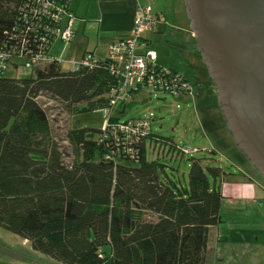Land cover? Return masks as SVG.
I'll list each match as a JSON object with an SVG mask.
<instances>
[{"label":"trees","instance_id":"1","mask_svg":"<svg viewBox=\"0 0 264 264\" xmlns=\"http://www.w3.org/2000/svg\"><path fill=\"white\" fill-rule=\"evenodd\" d=\"M48 27L38 0H0V228L62 264H207L210 229L223 223V169L192 157L188 180L172 178L147 159L148 147L163 158L190 153L152 131L127 155L113 133L71 130V164L56 142H39L51 126L41 96L73 114L111 112L120 85L109 58L69 72L53 60L34 67V77L7 78L10 65L50 57Z\"/></svg>","mask_w":264,"mask_h":264},{"label":"rangeland","instance_id":"2","mask_svg":"<svg viewBox=\"0 0 264 264\" xmlns=\"http://www.w3.org/2000/svg\"><path fill=\"white\" fill-rule=\"evenodd\" d=\"M96 1L74 0V7L81 3V13H77L75 20V37L66 46L61 41L52 46L51 53L62 54L66 61L62 64L64 72L71 71V63L81 62L87 53L94 52L97 59L106 58L108 46L124 37L129 30L132 12L135 11L134 0ZM186 2L142 0L141 3L150 5L155 13L166 17V24H156L162 27L160 33L148 32L143 38L148 47L158 53V64L186 74L193 92V87L203 86L200 81L210 76L203 62L193 58V54L199 52L195 38L191 36L193 32ZM5 76L23 79L34 77L35 73L25 66L17 70L10 65ZM39 102L47 109L51 122L49 135L39 142H56L69 164L76 160L69 141L70 131L85 127L102 129L107 119L105 110L73 114L64 103L49 95L41 96ZM109 110L111 116L122 122L149 120L153 134L169 138L179 147L199 150L181 157L175 155L171 159L170 156L159 157V146L155 150L148 147L147 159L160 160L168 166L167 173L172 178L183 182L188 180L192 157L201 159L205 167L223 169L226 174L223 183L218 180L223 184L225 194L221 214L223 223L210 231L207 264H264V177L235 146L228 129H218V135L212 139L205 136L197 106L192 98L185 95L175 97L140 90ZM210 125L213 129L212 121ZM0 264L62 263L33 250L30 242L0 228Z\"/></svg>","mask_w":264,"mask_h":264},{"label":"water","instance_id":"3","mask_svg":"<svg viewBox=\"0 0 264 264\" xmlns=\"http://www.w3.org/2000/svg\"><path fill=\"white\" fill-rule=\"evenodd\" d=\"M227 128L264 177V0H187Z\"/></svg>","mask_w":264,"mask_h":264},{"label":"built area","instance_id":"4","mask_svg":"<svg viewBox=\"0 0 264 264\" xmlns=\"http://www.w3.org/2000/svg\"><path fill=\"white\" fill-rule=\"evenodd\" d=\"M43 13L54 24V28H47L56 41H61L65 46L70 44L75 37L74 13L70 4H61L57 0H38ZM61 4V5H60ZM163 20V14L155 13L149 5L136 0L135 21L132 30L122 39L108 46V57L112 62L111 70L120 80L119 89L112 94L113 108L120 101L131 98L133 93L147 90L150 93H165L173 96L190 95L192 86L184 72L160 67L157 64V52L148 47L143 36L154 31L156 24ZM54 45V44H53ZM62 55V54H61ZM57 60L60 64L66 62L54 57L37 55L29 60L25 67L33 69L41 64ZM95 58L92 53H87L81 62H72V70L78 71L83 66H91ZM122 82V85H121ZM180 109V106H178ZM106 121L103 126L104 136L113 133L114 142L121 154L134 155V145L151 131L149 120H134L128 123L110 122L111 112H105ZM198 149L185 148V153H196ZM224 190V189H223Z\"/></svg>","mask_w":264,"mask_h":264},{"label":"crops","instance_id":"5","mask_svg":"<svg viewBox=\"0 0 264 264\" xmlns=\"http://www.w3.org/2000/svg\"><path fill=\"white\" fill-rule=\"evenodd\" d=\"M91 1L95 2V0H91ZM140 1L142 2V0H140ZM73 2H74V0H72L70 7H71V9L73 10V12L75 13V15L77 17V13H81V3H78V5L76 7H74ZM78 2H80V1H78ZM96 2H99V0H97ZM134 2L136 3V0H134ZM164 15L165 14H163V20L158 22L157 25H161L162 26V24H166V21H165L166 17ZM134 21H135V11L132 12V16H131V19H130V24H129V27L127 28L129 30L126 33V35L134 27ZM161 28L162 27H157V29L155 28L154 31H152V32L160 33ZM191 36H192V39H194L193 35H191ZM124 37H122V38H124ZM107 52H108V49H107ZM198 52L199 53H197V54H195V53L193 54V58H198L199 61H202L201 53H200L199 50H198ZM92 54H93L94 58L97 59L95 57V53L92 52ZM50 56L54 57V58L61 57V55L59 53L55 55V54L51 53V51H50ZM107 57H108V55H107ZM157 64H158V53H157ZM158 65H160V64H158ZM210 79H211L210 77H205V79L200 81V83L203 86H200L198 88L197 87L196 88L193 87V92L190 95H187L186 97L192 98L193 101L195 102V104L197 106V110H198L197 112H198V115H199V118H200V123L202 125V131H203L205 136H207L208 138L212 139V138H215L216 135H218V131H219L218 129H224V128L228 129V128H227V124L225 122V119H224V117L222 115L221 109H220L219 104H218L217 88L214 85V83H212L213 81H211ZM211 121L214 123V128L213 129L210 128V127H212L210 125ZM224 123L226 124V125H224L226 127L223 126ZM215 124L217 125V127H216ZM223 203H224V201H223ZM214 228H217V227H214ZM212 229L213 228H211L210 231ZM209 244H210V235H209ZM208 247H209V245H208Z\"/></svg>","mask_w":264,"mask_h":264}]
</instances>
